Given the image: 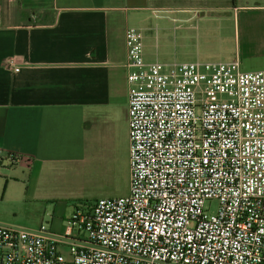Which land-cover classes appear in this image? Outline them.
<instances>
[{"label": "built area", "instance_id": "built-area-1", "mask_svg": "<svg viewBox=\"0 0 264 264\" xmlns=\"http://www.w3.org/2000/svg\"><path fill=\"white\" fill-rule=\"evenodd\" d=\"M126 45L130 193L61 231L0 224V264H264V70L148 62L136 28Z\"/></svg>", "mask_w": 264, "mask_h": 264}, {"label": "crops", "instance_id": "crops-1", "mask_svg": "<svg viewBox=\"0 0 264 264\" xmlns=\"http://www.w3.org/2000/svg\"><path fill=\"white\" fill-rule=\"evenodd\" d=\"M165 17L195 18L217 62L264 70V0H0V154L27 161H4L2 199L53 225L68 206L130 193L126 31L142 33L146 61L162 62Z\"/></svg>", "mask_w": 264, "mask_h": 264}, {"label": "rangeland", "instance_id": "rangeland-1", "mask_svg": "<svg viewBox=\"0 0 264 264\" xmlns=\"http://www.w3.org/2000/svg\"><path fill=\"white\" fill-rule=\"evenodd\" d=\"M181 1V0H180ZM184 18H189L186 16ZM156 25H162L165 27H169L170 36L168 42L162 51V55L158 56L159 60L162 62L169 61H192V62H217L218 56H214L215 53L210 51V48L207 46V42L204 39L205 35L196 34V27L201 26L199 23L197 24L196 19H189L186 23H177L172 22L170 18L165 17L163 19H158ZM178 28V31H173V29ZM202 27V26H201ZM199 28V27H198ZM172 29V30H171ZM148 51L154 52L155 48H149ZM129 165H127L125 174L123 175V180L125 184H128L130 181L131 169L129 170ZM119 191L126 190L123 188V182H121ZM111 196H119V195H111ZM94 204L93 200L78 203L77 205L68 206L63 214H65V218L71 216L73 211L77 209H87L92 207ZM207 207L210 212H215L218 207V201H210L207 203ZM0 214L4 215V220H0V223L7 224L9 226H17L23 227L27 229H38L42 224L47 225L53 231H59L62 222L58 224L55 223L52 225L51 217L46 215L45 217H40L39 215H32V211H29L26 206L23 204H13L9 202L7 199H2L0 197Z\"/></svg>", "mask_w": 264, "mask_h": 264}]
</instances>
